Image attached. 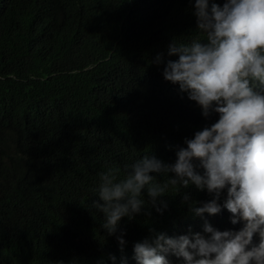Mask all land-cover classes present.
<instances>
[{"label": "trees", "instance_id": "obj_1", "mask_svg": "<svg viewBox=\"0 0 264 264\" xmlns=\"http://www.w3.org/2000/svg\"><path fill=\"white\" fill-rule=\"evenodd\" d=\"M191 7L188 0H0V264H137L134 245L150 230L203 234L205 220L220 231L242 227L226 209L190 213L183 195L212 199L194 185L176 194L170 186L163 214L146 204L114 235L92 207L101 172L119 168L123 178L145 154L172 164L186 139L219 118H205L163 77L167 61L178 59L167 54L172 40L197 35ZM172 256L169 264H185Z\"/></svg>", "mask_w": 264, "mask_h": 264}, {"label": "clouds", "instance_id": "obj_2", "mask_svg": "<svg viewBox=\"0 0 264 264\" xmlns=\"http://www.w3.org/2000/svg\"><path fill=\"white\" fill-rule=\"evenodd\" d=\"M188 2L197 35L187 42L172 40L167 54L178 59L167 61L163 77L179 85L205 118L212 112L219 118L186 139L172 164L145 154L125 166L123 178L119 168L101 172L92 207L103 213L102 227L114 235L122 218L133 219L146 204L163 214L168 205L161 198L170 186L176 194L194 185L212 199L197 202L183 195L190 213L203 218L226 209L231 223L242 227L220 231L205 220L203 234L168 237L150 230L152 237L134 245L137 264H169L172 254L185 264H264V0ZM153 62L161 64L163 53ZM193 161H199L202 174ZM153 173L168 179L160 182ZM117 240L123 251V233ZM167 253H172L168 259Z\"/></svg>", "mask_w": 264, "mask_h": 264}]
</instances>
